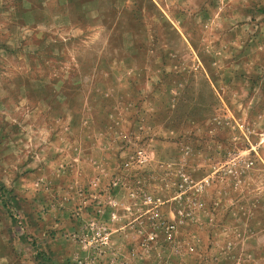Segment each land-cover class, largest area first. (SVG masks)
<instances>
[{
	"label": "rangeland",
	"instance_id": "374dc122",
	"mask_svg": "<svg viewBox=\"0 0 264 264\" xmlns=\"http://www.w3.org/2000/svg\"><path fill=\"white\" fill-rule=\"evenodd\" d=\"M0 264H264V0H0Z\"/></svg>",
	"mask_w": 264,
	"mask_h": 264
}]
</instances>
